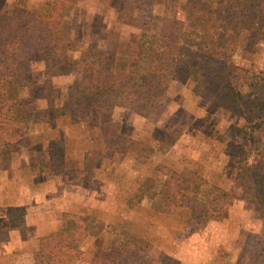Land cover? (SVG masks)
I'll return each instance as SVG.
<instances>
[{
    "label": "trees",
    "instance_id": "16d2710c",
    "mask_svg": "<svg viewBox=\"0 0 264 264\" xmlns=\"http://www.w3.org/2000/svg\"><path fill=\"white\" fill-rule=\"evenodd\" d=\"M165 1L125 0L128 23L132 22L137 7L151 8ZM76 2L53 0L51 12L46 16L22 7L12 11L0 8V93L12 88L20 94L6 99L0 106V139L6 148L22 146L30 125L49 118L48 109L37 105L30 87V72L36 61H44L54 76L82 75L81 83L69 86L67 91L71 120L86 122L91 109H98L106 147L118 153H125L134 144L132 138L120 132L114 118L120 95L123 107L147 118L158 107L172 81L191 79L196 94L207 102L244 117L248 114L227 51L237 33H249L246 50L250 52L264 39V32L255 27L264 15V0H196L184 20L161 17L164 23L156 36H149L151 23L146 22L142 33L146 40L141 50L149 60L144 69L134 63L122 64L115 50H90L73 57L70 53L74 44L63 20L68 8ZM187 36L194 38L193 46L186 41ZM190 62L194 63L192 67L187 66ZM235 72L254 93L263 91L260 80L264 77L244 67L236 68ZM49 148L50 160L46 165L62 168L64 141L53 139ZM226 153L238 158L236 181L242 189V199L264 214V160L250 163L251 148L245 144L230 142ZM159 169L166 175L160 193V212L174 213L179 208H188L196 219L204 222L228 218L235 199L230 192L219 187L205 190L209 183L195 170L179 172L166 166ZM21 214L17 212L18 216ZM64 216L65 229L41 238L38 264H74L79 244L93 234V224L88 218L71 213ZM151 250L148 240L127 231L123 243L111 248L112 264H166V261L177 264L166 254L158 260L152 258ZM258 264H264V259Z\"/></svg>",
    "mask_w": 264,
    "mask_h": 264
},
{
    "label": "rangeland",
    "instance_id": "374dc122",
    "mask_svg": "<svg viewBox=\"0 0 264 264\" xmlns=\"http://www.w3.org/2000/svg\"><path fill=\"white\" fill-rule=\"evenodd\" d=\"M195 1L166 0L151 8L137 7L132 15V22L128 23L124 12L125 0H77L76 4L68 8L63 20V26L69 31V37L74 44L73 53L70 54L78 58L90 50H115L122 64L134 63L139 69H144L149 60L148 55L141 50L142 42L146 40L142 34L144 24L149 21L151 23L149 36H156L164 23L161 17L184 20L188 9ZM13 2L0 0V8L12 11L18 7L13 5ZM44 3L42 1L39 6H36V10L31 11L48 15L51 10L45 14L48 6L46 7ZM255 27L264 32V15L258 19ZM248 34L247 31L235 34L233 43L227 51L230 68L235 73L234 81L239 84L244 94V105L248 109L245 117L204 100L196 94L195 82L191 79L186 82L172 81L153 114L145 117L146 121H142L141 124L146 126L145 132L143 135L137 134L134 138L135 144L130 148L131 151L134 150L141 156L161 161L154 167L155 170L157 169L156 176L161 175L166 178L162 169H159L162 166L179 172L186 169L195 170L207 179L209 184L205 190L211 191L219 187L235 197L229 209L228 219L231 220V224L239 222L242 227L236 244H234L236 245V257H226V249L220 248L223 258L215 259L214 264H258L264 259V214L258 211L256 206L242 199V189L236 181L238 158L226 153L230 142L245 144L251 148L250 163L264 160V78H262L264 74L261 75V71H264V39L259 42L254 52H250L246 50ZM185 39L193 46L192 36H187ZM193 64L190 62L187 66L192 67ZM238 67L247 68L262 78L260 85L263 86V91L254 93L236 74ZM81 81V74L54 76L44 61H36L33 64L30 72V87L34 90L32 95L37 105L39 107L44 105L41 108L48 109L47 121L52 122L51 119L59 118L63 126L67 125V120L71 119L68 107V87L81 83ZM27 93L26 89L25 94ZM18 95H20L18 91L8 88L6 93H0V106L6 99ZM122 102L123 96L120 95L116 99L118 110L126 109L127 112L136 114L132 109L123 107ZM63 113H67L65 116L69 118L66 119ZM124 117L126 116L114 117L120 132ZM239 130L242 132L240 133ZM109 151L115 152L108 149L107 152ZM1 155H3L2 152ZM144 168L147 172L150 170L147 164ZM118 173L120 172L117 171V178H120L121 175ZM145 185L148 186L149 192L163 186L156 178L147 180ZM132 190L133 188H128L125 196L119 194L111 196V199L118 201L116 203L118 209L111 213L86 209L81 215L88 218L90 224L94 226L92 225L91 228L93 234L79 244L75 264H112L111 248L115 246L114 243L118 240L123 243L127 231L136 232L141 219L140 205H132V209L125 211L119 210L122 200L129 203L138 202L139 196L132 194ZM160 198L161 196L156 194L147 195L149 203L160 201ZM176 213L186 219L184 221L185 230L198 231L202 225L207 223L196 219L195 213L188 208H179L174 213L166 214ZM62 219L66 220V226L63 228L65 229L67 218L62 215ZM187 220L191 222L188 223ZM192 220L196 222L195 225ZM110 222H122L124 227L111 228L113 229L110 233L114 240L113 244L112 242L106 243L99 249L102 243L100 240H93L110 228L107 226ZM174 260L177 264L179 263L178 260ZM0 264H38L37 252H33L32 249L18 250L11 255L2 256ZM166 264L171 263L166 261Z\"/></svg>",
    "mask_w": 264,
    "mask_h": 264
},
{
    "label": "crops",
    "instance_id": "0c3cea01",
    "mask_svg": "<svg viewBox=\"0 0 264 264\" xmlns=\"http://www.w3.org/2000/svg\"><path fill=\"white\" fill-rule=\"evenodd\" d=\"M7 1H14L13 5L28 10H36V6L44 1L48 6L45 14L50 12L52 3V0ZM63 115L67 117V113ZM117 115L126 116L122 119L121 132L133 142L137 134L143 135L146 126L141 123L146 121L145 117L115 108L114 117ZM51 120L31 124L26 141L20 147L8 149L0 139L3 154L0 155V258L22 249L38 253L42 237L66 226V220L62 219L65 213L82 215L86 209L115 211L118 201L111 196H125L128 188H133L131 193L139 196L138 202L122 200L119 210L140 205L141 219L134 233L152 244V258L158 260L166 254L178 260V264H214L215 259L223 258L220 248L226 249V257H236L234 244L242 229L239 222L231 224L226 218L221 220L223 222L208 221L198 231L185 230L186 219L178 213L160 212V201L148 202L147 195H160L162 188L149 192L146 181L156 178L164 184L166 179L155 174L157 169L154 167L161 161L141 156L131 149L121 154L107 152L98 109L91 110L88 122L73 123L69 118L63 126L61 119ZM53 139L64 141L62 168L46 165ZM145 164L150 166L148 172ZM117 171L120 178H117ZM18 211L22 213L19 216ZM123 225L122 222H110L107 225L110 228L93 241L100 240L99 249L106 243L113 244L111 228ZM121 243L118 240L114 245Z\"/></svg>",
    "mask_w": 264,
    "mask_h": 264
}]
</instances>
